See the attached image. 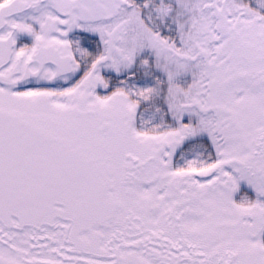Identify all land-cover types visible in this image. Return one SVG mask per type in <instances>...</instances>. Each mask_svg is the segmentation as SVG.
I'll return each instance as SVG.
<instances>
[{
    "label": "snow or ice",
    "instance_id": "obj_1",
    "mask_svg": "<svg viewBox=\"0 0 264 264\" xmlns=\"http://www.w3.org/2000/svg\"><path fill=\"white\" fill-rule=\"evenodd\" d=\"M0 264H264V0H0Z\"/></svg>",
    "mask_w": 264,
    "mask_h": 264
}]
</instances>
